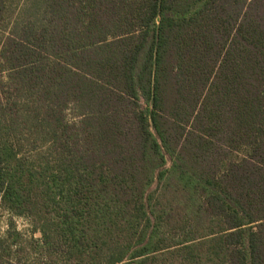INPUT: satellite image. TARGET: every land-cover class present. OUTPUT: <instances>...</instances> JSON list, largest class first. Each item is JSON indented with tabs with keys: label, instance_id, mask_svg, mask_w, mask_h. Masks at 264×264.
<instances>
[{
	"label": "trees",
	"instance_id": "trees-1",
	"mask_svg": "<svg viewBox=\"0 0 264 264\" xmlns=\"http://www.w3.org/2000/svg\"><path fill=\"white\" fill-rule=\"evenodd\" d=\"M0 207V264H264V0H0Z\"/></svg>",
	"mask_w": 264,
	"mask_h": 264
},
{
	"label": "rangeland",
	"instance_id": "rangeland-1",
	"mask_svg": "<svg viewBox=\"0 0 264 264\" xmlns=\"http://www.w3.org/2000/svg\"><path fill=\"white\" fill-rule=\"evenodd\" d=\"M11 221H13L14 225L18 230L29 232L30 222L27 218L14 216L11 213H9L7 210L0 207V235L5 233ZM35 236L38 237L39 233H36Z\"/></svg>",
	"mask_w": 264,
	"mask_h": 264
}]
</instances>
